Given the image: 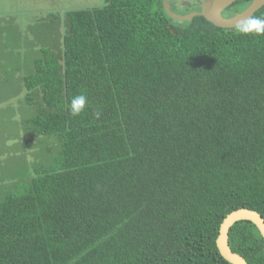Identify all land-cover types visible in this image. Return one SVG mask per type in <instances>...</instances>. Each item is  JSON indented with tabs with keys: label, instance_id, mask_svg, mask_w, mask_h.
<instances>
[{
	"label": "trees",
	"instance_id": "16d2710c",
	"mask_svg": "<svg viewBox=\"0 0 264 264\" xmlns=\"http://www.w3.org/2000/svg\"><path fill=\"white\" fill-rule=\"evenodd\" d=\"M50 16L56 42L46 33L29 60L14 44L8 64L0 52V100L18 104L0 145V264H232L221 223L264 215V34L176 19L164 0ZM231 246L264 264L253 222Z\"/></svg>",
	"mask_w": 264,
	"mask_h": 264
},
{
	"label": "rangeland",
	"instance_id": "374dc122",
	"mask_svg": "<svg viewBox=\"0 0 264 264\" xmlns=\"http://www.w3.org/2000/svg\"><path fill=\"white\" fill-rule=\"evenodd\" d=\"M192 1L188 0L187 2ZM102 5H104V0H0V52L4 51L7 54L8 64L15 44L24 57L27 54V60L32 59L29 52L33 51V45L41 41L40 38L45 37L46 33L50 34L52 41H57L58 21L55 22L53 27L51 22L53 16L51 17V14L57 18L61 16L65 20V14L69 10ZM178 5L179 9L188 7L183 0H178ZM14 33L15 41L4 38L8 35L13 36ZM12 66L4 68L9 69ZM9 101L10 98L7 97L0 100L1 146H8L9 143H12V135H14L15 108H17L14 105L18 104L11 107ZM13 108L15 111H13Z\"/></svg>",
	"mask_w": 264,
	"mask_h": 264
},
{
	"label": "water",
	"instance_id": "95a60500",
	"mask_svg": "<svg viewBox=\"0 0 264 264\" xmlns=\"http://www.w3.org/2000/svg\"><path fill=\"white\" fill-rule=\"evenodd\" d=\"M237 0H205L201 11H193L181 14L172 9L171 0H164L165 8L169 15L179 20L193 19L196 15H204L207 19L218 26L235 27L247 22L259 9L264 6V0H253V2L242 12L232 17H225V8ZM248 220L253 222L264 238V215L258 210L241 207L230 212L221 223L217 245L222 256L232 264H249L247 259L231 246V231L239 221Z\"/></svg>",
	"mask_w": 264,
	"mask_h": 264
},
{
	"label": "clouds",
	"instance_id": "9594fccd",
	"mask_svg": "<svg viewBox=\"0 0 264 264\" xmlns=\"http://www.w3.org/2000/svg\"><path fill=\"white\" fill-rule=\"evenodd\" d=\"M240 31L245 34L255 33V34H264V20L262 19H249L246 23L241 26ZM88 104L86 95L79 94L74 96L71 99L70 104L68 105L69 111L72 116L81 115ZM99 114L97 113V116Z\"/></svg>",
	"mask_w": 264,
	"mask_h": 264
},
{
	"label": "flooded vegetation",
	"instance_id": "af4514ba",
	"mask_svg": "<svg viewBox=\"0 0 264 264\" xmlns=\"http://www.w3.org/2000/svg\"><path fill=\"white\" fill-rule=\"evenodd\" d=\"M184 2H185V4H187L188 5V7H192V6H195V5H200V7L202 6V4L205 2V0H191L192 2H187L186 0H183ZM236 3L237 2H234L233 4H231L230 6H228L227 8H225V10L223 11V15L225 16V17H232V16H235V15H237L238 13H240V12H242V11H244L245 9H243V10H237V6H236ZM236 6V7H235ZM200 10H202V7H201V9ZM228 10H230V12H227ZM193 11H195V10H193ZM193 11H191V12H193ZM225 12H227L228 13V15H232V16H226V13ZM182 14H185V13H182ZM186 14H188V13H186Z\"/></svg>",
	"mask_w": 264,
	"mask_h": 264
}]
</instances>
